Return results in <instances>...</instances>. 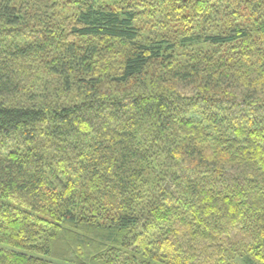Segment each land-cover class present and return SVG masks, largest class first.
<instances>
[{
    "label": "trees",
    "instance_id": "16d2710c",
    "mask_svg": "<svg viewBox=\"0 0 264 264\" xmlns=\"http://www.w3.org/2000/svg\"><path fill=\"white\" fill-rule=\"evenodd\" d=\"M0 264H264V0H0Z\"/></svg>",
    "mask_w": 264,
    "mask_h": 264
},
{
    "label": "rangeland",
    "instance_id": "374dc122",
    "mask_svg": "<svg viewBox=\"0 0 264 264\" xmlns=\"http://www.w3.org/2000/svg\"><path fill=\"white\" fill-rule=\"evenodd\" d=\"M65 12V10L63 11V13Z\"/></svg>",
    "mask_w": 264,
    "mask_h": 264
}]
</instances>
